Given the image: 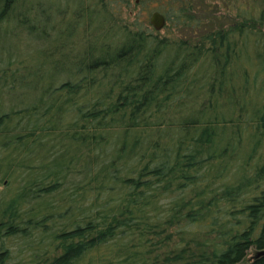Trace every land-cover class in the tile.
<instances>
[{
	"label": "trees",
	"instance_id": "obj_1",
	"mask_svg": "<svg viewBox=\"0 0 264 264\" xmlns=\"http://www.w3.org/2000/svg\"><path fill=\"white\" fill-rule=\"evenodd\" d=\"M131 2L0 0V264H264V11Z\"/></svg>",
	"mask_w": 264,
	"mask_h": 264
},
{
	"label": "rangeland",
	"instance_id": "obj_2",
	"mask_svg": "<svg viewBox=\"0 0 264 264\" xmlns=\"http://www.w3.org/2000/svg\"><path fill=\"white\" fill-rule=\"evenodd\" d=\"M164 2L165 0H149L147 3H145L144 7L143 5H140V0H132L130 7L126 9L125 19L129 23L139 21L145 24H150L152 13L155 11L161 12L158 9L164 8ZM198 2L200 4L203 2V8L211 7L212 10H216L218 12L219 21L222 19L224 27H228L230 23L233 22L231 19L235 18L238 13L240 14L241 11H264V0H198ZM149 27L151 29L153 28L152 25ZM168 27L169 26H166L161 31L155 30V35H157V37L160 39H175L176 36H178L177 32H175L173 29H168ZM2 189L3 187L0 186V191ZM6 247L13 248L12 243L8 242ZM254 257L255 251L251 250L248 254V258L242 264L250 263Z\"/></svg>",
	"mask_w": 264,
	"mask_h": 264
},
{
	"label": "water",
	"instance_id": "obj_3",
	"mask_svg": "<svg viewBox=\"0 0 264 264\" xmlns=\"http://www.w3.org/2000/svg\"><path fill=\"white\" fill-rule=\"evenodd\" d=\"M150 24L156 31H161L166 26V18L162 13L155 11L151 15ZM259 255H264V252Z\"/></svg>",
	"mask_w": 264,
	"mask_h": 264
}]
</instances>
